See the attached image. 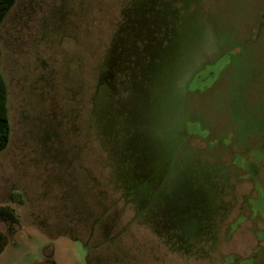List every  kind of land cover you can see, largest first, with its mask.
Returning <instances> with one entry per match:
<instances>
[{"label": "rangeland", "instance_id": "obj_1", "mask_svg": "<svg viewBox=\"0 0 264 264\" xmlns=\"http://www.w3.org/2000/svg\"><path fill=\"white\" fill-rule=\"evenodd\" d=\"M0 49V264H264V0H16Z\"/></svg>", "mask_w": 264, "mask_h": 264}, {"label": "trees", "instance_id": "obj_2", "mask_svg": "<svg viewBox=\"0 0 264 264\" xmlns=\"http://www.w3.org/2000/svg\"><path fill=\"white\" fill-rule=\"evenodd\" d=\"M15 2L16 0H0V24ZM8 98V85L2 72V52L0 49V150L8 146L11 134ZM10 199L13 202H24L22 194L19 191H13ZM0 222L7 223V232L0 230L1 253L8 244L10 236L15 233V225L18 223V214L10 204H0Z\"/></svg>", "mask_w": 264, "mask_h": 264}]
</instances>
